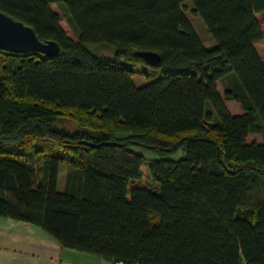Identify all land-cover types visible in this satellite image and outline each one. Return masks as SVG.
<instances>
[{"label":"trees","instance_id":"1","mask_svg":"<svg viewBox=\"0 0 264 264\" xmlns=\"http://www.w3.org/2000/svg\"><path fill=\"white\" fill-rule=\"evenodd\" d=\"M0 10L60 46L55 57L0 49V216L110 264H264V0H0ZM65 111L83 128L57 124Z\"/></svg>","mask_w":264,"mask_h":264},{"label":"crops","instance_id":"2","mask_svg":"<svg viewBox=\"0 0 264 264\" xmlns=\"http://www.w3.org/2000/svg\"><path fill=\"white\" fill-rule=\"evenodd\" d=\"M0 264L110 263L100 256L63 247L30 222L0 216Z\"/></svg>","mask_w":264,"mask_h":264},{"label":"rangeland","instance_id":"3","mask_svg":"<svg viewBox=\"0 0 264 264\" xmlns=\"http://www.w3.org/2000/svg\"><path fill=\"white\" fill-rule=\"evenodd\" d=\"M53 9L58 11L61 14V23L63 25V27L65 28V30L67 31V33L73 37V38H77L75 33L73 32L72 26L70 25L66 14L63 12V10L60 8V6H58L57 4H53ZM193 19V23L197 29V31L199 32V34L201 35L203 41L208 44L211 45L213 43V39L211 37V34L209 32V30L207 29L204 21L202 20L201 17H192ZM258 18L262 24V27L264 28V20L262 18L261 15H258ZM89 49L97 56L99 57H103V58H115L117 53L116 50L111 47V46H107V45H102V44H95V45H90L88 44ZM263 52H264V43H263V48H262ZM129 63H131V61H129ZM135 68H139V69H145L148 72H154L153 69H151L150 67H148L147 65L141 64V63H135L134 65ZM219 88L221 90V93L224 94V88L222 87V85L219 83ZM230 110L233 113L239 112L241 113V107L238 103L236 102H227ZM240 110V111H239ZM64 117L60 118L57 121V124L59 125H66L70 128H83V124L81 123L80 117L78 114L73 113L72 111H65L63 114ZM86 116V115H85ZM89 117V118H88ZM87 119L89 122H95L98 123V119L100 118V114H96L93 117L88 116ZM98 118V119H97ZM82 124V125H81ZM254 139H257L259 141H261L260 137L257 136H250L249 140L252 141ZM40 147L44 148L47 152H50V150L52 151V153H56L57 148L55 146H49L47 142H42L40 144ZM134 149H136L137 151L143 153L147 159V163H149L150 160L154 159L157 157V155L150 149H147L145 147L142 146H134ZM181 156H183V151L180 150L177 153L173 154L174 158H180ZM66 171H67V165L64 163L61 165V171H60V177H59V189L63 190V186H64V182H65V175H66ZM144 173L145 176L143 178V181L146 183H152L153 181L151 180L148 171L146 170V166L144 169ZM153 189H156L155 187H151Z\"/></svg>","mask_w":264,"mask_h":264},{"label":"water","instance_id":"4","mask_svg":"<svg viewBox=\"0 0 264 264\" xmlns=\"http://www.w3.org/2000/svg\"><path fill=\"white\" fill-rule=\"evenodd\" d=\"M0 49L14 52L37 51L50 57H55L60 52L57 41H43L32 26L2 10H0ZM141 55L147 59L157 57L154 53Z\"/></svg>","mask_w":264,"mask_h":264},{"label":"built area","instance_id":"5","mask_svg":"<svg viewBox=\"0 0 264 264\" xmlns=\"http://www.w3.org/2000/svg\"><path fill=\"white\" fill-rule=\"evenodd\" d=\"M243 264H247V263H243Z\"/></svg>","mask_w":264,"mask_h":264}]
</instances>
